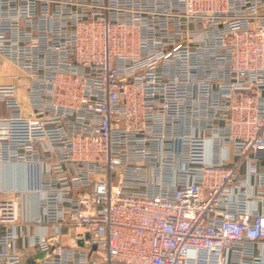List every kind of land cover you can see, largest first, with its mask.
I'll return each instance as SVG.
<instances>
[{
	"label": "built area",
	"instance_id": "1",
	"mask_svg": "<svg viewBox=\"0 0 264 264\" xmlns=\"http://www.w3.org/2000/svg\"><path fill=\"white\" fill-rule=\"evenodd\" d=\"M0 59V264H264V0H0Z\"/></svg>",
	"mask_w": 264,
	"mask_h": 264
},
{
	"label": "crops",
	"instance_id": "2",
	"mask_svg": "<svg viewBox=\"0 0 264 264\" xmlns=\"http://www.w3.org/2000/svg\"><path fill=\"white\" fill-rule=\"evenodd\" d=\"M0 65L10 71V74L1 75L0 73V85H23L24 81L27 80L22 75L21 81H17L16 77L19 76V72L11 63L0 59ZM30 185L31 176L26 166L18 163L0 164V201L10 200L13 198L15 191L25 190ZM38 213V199L34 196H26L22 209L23 217L30 219L38 215ZM35 232L41 233L42 230L36 228ZM21 254L28 263H32L35 258L39 257V255L34 256L33 252H24L22 250Z\"/></svg>",
	"mask_w": 264,
	"mask_h": 264
},
{
	"label": "rangeland",
	"instance_id": "3",
	"mask_svg": "<svg viewBox=\"0 0 264 264\" xmlns=\"http://www.w3.org/2000/svg\"><path fill=\"white\" fill-rule=\"evenodd\" d=\"M0 73H1V75L5 74V73L10 74V71L7 70L6 68H2L0 65ZM23 86L24 87L15 91V94L18 95V97H19V101H20L21 107L23 109V114L25 116H29L30 115V105L28 102L27 94H26L27 87L29 86V80L28 79L24 81Z\"/></svg>",
	"mask_w": 264,
	"mask_h": 264
},
{
	"label": "bare ground",
	"instance_id": "4",
	"mask_svg": "<svg viewBox=\"0 0 264 264\" xmlns=\"http://www.w3.org/2000/svg\"><path fill=\"white\" fill-rule=\"evenodd\" d=\"M195 264H199V263H195Z\"/></svg>",
	"mask_w": 264,
	"mask_h": 264
}]
</instances>
